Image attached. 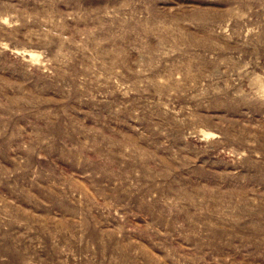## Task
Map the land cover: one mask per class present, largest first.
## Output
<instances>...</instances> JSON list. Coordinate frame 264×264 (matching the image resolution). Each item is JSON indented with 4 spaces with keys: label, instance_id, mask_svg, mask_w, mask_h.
<instances>
[{
    "label": "rangeland",
    "instance_id": "1",
    "mask_svg": "<svg viewBox=\"0 0 264 264\" xmlns=\"http://www.w3.org/2000/svg\"><path fill=\"white\" fill-rule=\"evenodd\" d=\"M0 264H264V0H0Z\"/></svg>",
    "mask_w": 264,
    "mask_h": 264
}]
</instances>
